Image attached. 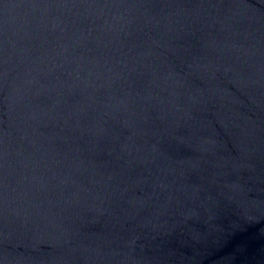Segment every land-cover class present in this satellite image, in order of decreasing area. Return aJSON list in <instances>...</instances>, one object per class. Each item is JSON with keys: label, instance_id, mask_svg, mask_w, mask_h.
Listing matches in <instances>:
<instances>
[{"label": "water", "instance_id": "water-1", "mask_svg": "<svg viewBox=\"0 0 264 264\" xmlns=\"http://www.w3.org/2000/svg\"><path fill=\"white\" fill-rule=\"evenodd\" d=\"M0 264H264V0H0Z\"/></svg>", "mask_w": 264, "mask_h": 264}]
</instances>
